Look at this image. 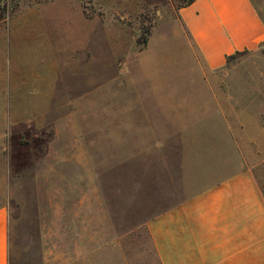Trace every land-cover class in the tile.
Returning <instances> with one entry per match:
<instances>
[{"label": "rangeland", "instance_id": "rangeland-1", "mask_svg": "<svg viewBox=\"0 0 264 264\" xmlns=\"http://www.w3.org/2000/svg\"><path fill=\"white\" fill-rule=\"evenodd\" d=\"M186 1L0 0V205L10 211V264L61 256L78 239L70 225L79 214L88 246L105 249L89 254L97 264H123L130 245L137 264L142 256L157 264L147 221L161 189L214 155L245 159L264 195V43L204 71L177 18ZM252 2L264 20V0ZM32 71H40L36 89L17 97L11 80ZM154 86L166 96L161 116ZM21 101L35 107L9 124ZM159 116L166 139L152 126Z\"/></svg>", "mask_w": 264, "mask_h": 264}, {"label": "crops", "instance_id": "crops-1", "mask_svg": "<svg viewBox=\"0 0 264 264\" xmlns=\"http://www.w3.org/2000/svg\"><path fill=\"white\" fill-rule=\"evenodd\" d=\"M177 18L188 39L192 59L204 71L219 69L229 55L254 50L264 43V20L252 0H192L178 9ZM16 73L11 82L17 97L36 89L34 80L40 71L26 76ZM152 88L161 116L167 108L166 96L161 95L159 86ZM3 91L0 79V93ZM34 107L22 101L12 105L9 124L24 122L26 113L22 110ZM160 116L152 126L158 127L159 135H164L159 137L166 139L167 117ZM221 157L214 155V164L183 166L182 180L166 187L168 191L161 189L159 211L147 221L157 264H264V195L260 183L245 159L231 164ZM10 219L8 207L0 205V264H10ZM75 220L77 223L70 227L75 228L73 233L77 232L78 239L75 236L69 240L62 247V255L57 258L53 254L55 258L48 259L47 264H97L89 254L105 249L101 244L88 246V225L85 219L81 221L80 214ZM95 237L102 239L100 233ZM111 249L123 251L119 245ZM127 249L131 253L129 257L121 256L123 264H137L134 246ZM138 263L149 264V260L142 256Z\"/></svg>", "mask_w": 264, "mask_h": 264}, {"label": "trees", "instance_id": "trees-1", "mask_svg": "<svg viewBox=\"0 0 264 264\" xmlns=\"http://www.w3.org/2000/svg\"><path fill=\"white\" fill-rule=\"evenodd\" d=\"M192 0H187L186 2H185V4H188L189 2H191ZM184 4V5H185ZM3 18V17H2ZM233 55V54H232ZM232 55H229L227 58H226V60L229 58V57H231Z\"/></svg>", "mask_w": 264, "mask_h": 264}]
</instances>
